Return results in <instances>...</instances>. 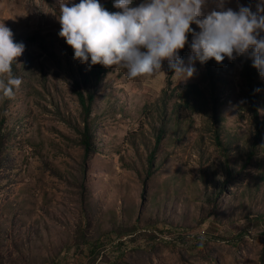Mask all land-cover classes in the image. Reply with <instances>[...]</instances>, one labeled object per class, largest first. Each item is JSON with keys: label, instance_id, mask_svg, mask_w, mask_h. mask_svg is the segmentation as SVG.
<instances>
[{"label": "rangeland", "instance_id": "1", "mask_svg": "<svg viewBox=\"0 0 264 264\" xmlns=\"http://www.w3.org/2000/svg\"><path fill=\"white\" fill-rule=\"evenodd\" d=\"M58 2L0 0L25 45L22 83L0 97V264H264V136L238 58L213 60L214 78L197 63L181 82L165 62L97 79L58 36ZM188 84L217 89V104L178 115ZM79 92L93 94L88 114Z\"/></svg>", "mask_w": 264, "mask_h": 264}, {"label": "clouds", "instance_id": "2", "mask_svg": "<svg viewBox=\"0 0 264 264\" xmlns=\"http://www.w3.org/2000/svg\"><path fill=\"white\" fill-rule=\"evenodd\" d=\"M229 3L112 0L117 11H110L101 0H59L58 36L72 48L73 59L89 69H125L130 81L165 72L167 62L168 72L186 82L197 73V63L240 56H247L264 80V0L238 3L236 10ZM186 46L187 63L181 57ZM24 51L23 42H14L11 29L0 24V97L11 98L19 89L22 80L13 65Z\"/></svg>", "mask_w": 264, "mask_h": 264}, {"label": "trees", "instance_id": "3", "mask_svg": "<svg viewBox=\"0 0 264 264\" xmlns=\"http://www.w3.org/2000/svg\"><path fill=\"white\" fill-rule=\"evenodd\" d=\"M103 6L106 7L110 11H117V9L113 8L112 6V0H108L105 3H103ZM190 36V35H189ZM190 38V37H189ZM240 65H241V77L243 79V92L245 93V98L247 100V103L250 105L251 111L254 115L255 124H256V135L255 138H260L261 136H264V114L262 117H260V110L264 112V80L261 79V77L258 74V71L252 67V62L247 56H240L237 57ZM213 60L209 61L207 63L209 72L211 73V77L214 78L216 75L214 73V67H212ZM107 70V68H104L101 65L95 66L93 69V74L97 79H99L102 74ZM217 78H219L217 76ZM89 77L88 75L85 76V82H88ZM224 87H220L219 89H223ZM256 89H259V91H256ZM184 93L182 94V103L179 105L178 108V115H181V110L183 108H192V110H202V111H208L209 106L216 105L218 101V97L215 93V89L211 92L212 96L210 99H208L203 91L194 84H188L184 88ZM182 91V92H183ZM220 90H218L219 92ZM81 103L83 104L86 114L89 113L91 108V101L93 100V94L89 93L87 95H84V93L79 92ZM211 109V107H210ZM213 117L216 119L218 116L213 115ZM90 130H87V133L85 134L84 142L86 145V148H90L91 142L89 140L90 138ZM164 131V130H163ZM163 135V132L158 135V139H160ZM151 159L154 157L151 156ZM152 162V161H151ZM227 172L231 173V169H227ZM264 177V174H263Z\"/></svg>", "mask_w": 264, "mask_h": 264}]
</instances>
